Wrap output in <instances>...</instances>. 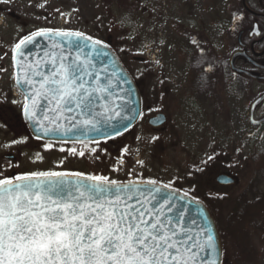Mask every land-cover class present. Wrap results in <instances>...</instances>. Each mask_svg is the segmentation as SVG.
Masks as SVG:
<instances>
[{"label": "rangeland", "instance_id": "rangeland-1", "mask_svg": "<svg viewBox=\"0 0 264 264\" xmlns=\"http://www.w3.org/2000/svg\"><path fill=\"white\" fill-rule=\"evenodd\" d=\"M239 2L127 0L128 9L121 4L109 11L103 0H0V155L16 156L8 164L18 175L81 172L168 185L207 204L220 229L223 264H264V204L251 190L258 184L264 192V158L256 165L251 159L264 144V126L250 120L264 83L245 85L233 75L219 90L222 102L213 95L193 97L186 92L191 75L180 43L183 28L203 31L218 57L229 59L244 18L235 8ZM41 29L81 32L110 44L141 91L139 122L106 142L35 139L15 84L14 49ZM160 112L168 118L164 129L145 122ZM263 116L264 104L255 112ZM220 173L236 183H217Z\"/></svg>", "mask_w": 264, "mask_h": 264}, {"label": "snow or ice", "instance_id": "snow-or-ice-1", "mask_svg": "<svg viewBox=\"0 0 264 264\" xmlns=\"http://www.w3.org/2000/svg\"><path fill=\"white\" fill-rule=\"evenodd\" d=\"M37 37L51 48L33 53ZM101 44L81 32L41 29L15 45L24 111L44 135L66 133L62 121L119 135L134 118L113 82L120 78L100 60ZM157 185L60 171L0 178V264H217L208 259L216 250L210 229L178 203L187 193Z\"/></svg>", "mask_w": 264, "mask_h": 264}, {"label": "water", "instance_id": "water-1", "mask_svg": "<svg viewBox=\"0 0 264 264\" xmlns=\"http://www.w3.org/2000/svg\"><path fill=\"white\" fill-rule=\"evenodd\" d=\"M249 9V8H248ZM252 13L251 9H249ZM251 36H257L259 37L261 35V31L259 29V24L256 22L253 26L252 31L250 32ZM86 36V35H85ZM87 37V36H86ZM37 44L36 45H29V48L32 50L33 53L36 52H42L44 50H48L51 48V42L48 41L44 37H37ZM95 40V39H93ZM90 43V42H89ZM98 48H101L106 55L101 57L100 60H102L104 63L107 64L109 68V74H111L113 71L117 74V76L120 78L119 81L114 80L113 82L118 85L117 92H119L121 95H124L126 99L131 100L130 108L134 110V118L131 121H123V124H127V128L124 129L123 126H120V132L121 134L116 135L114 132L111 136L106 135L103 132H95V131H87V130H80L72 128L71 123L68 121H62L64 124V128L68 129V131L65 133L64 130H61L60 132H53L49 135H44L42 131L39 130V126L35 124L33 121H31L28 116L25 114V111H23V117L24 120L32 134V136L35 139L38 140H47V141H57V142H100V141H106L113 138H116L118 136H121L122 134L129 131L132 127H134L139 120L142 117L143 114V99L141 95V91L139 90V86L134 80V78L131 76L125 65L123 64L122 60L120 59L119 55L116 53V51L110 46L108 43L102 42L101 45L97 46ZM87 51V49L85 50ZM3 52L0 50V55H2ZM239 55L247 56L251 61L253 59L247 55L246 51H237L233 54L231 57V66L234 71H239L242 73H245L246 75L253 77V78H264L259 77L257 75H253L252 73L248 72L247 70L241 69L237 66H235V59ZM14 56L16 59L14 60V66H15V84L18 90L23 94V89L20 85L17 84V73H18V66L17 62L21 59L19 56V52L15 51ZM25 60L29 59L28 57H24ZM99 66V65H98ZM124 81H127L125 83ZM124 91H121V90ZM130 93V96L128 95ZM264 100V94L260 97H258L251 105V119L254 120V112L256 109V106L260 104ZM119 103V101H118ZM167 115L165 113H157L153 116H149L145 118V122L149 124L151 127H154L155 129L165 128V124L167 122ZM256 124L264 123V117L260 120L255 121ZM106 132H112V129H106ZM9 158H15L14 155L9 156ZM72 179H76L73 177ZM128 182V181H127ZM124 182V183H127ZM137 182H143L146 183L147 181H137ZM216 182L221 185H232L236 183V178L226 174V173H220L216 177ZM159 187L163 189V184L158 183ZM167 192L174 193L175 196H184L185 193L175 189L168 187L167 189H164ZM189 201H192L189 203ZM183 206L188 207L189 209V216L195 217L198 224L203 226L204 228L210 229L211 234L214 237L215 243H216V250L215 252L211 253L208 256V259H216L217 264H223V243H222V237L221 233L219 231L217 222L207 206L205 202L202 200L196 199L190 195L187 194V197L183 201H179ZM197 212L200 214L197 215Z\"/></svg>", "mask_w": 264, "mask_h": 264}, {"label": "trees", "instance_id": "trees-1", "mask_svg": "<svg viewBox=\"0 0 264 264\" xmlns=\"http://www.w3.org/2000/svg\"><path fill=\"white\" fill-rule=\"evenodd\" d=\"M103 4L109 11L113 5H120L121 8H124L121 6V4H124L127 9L129 7L127 0H103ZM248 5L257 13L264 12V7L253 0H248ZM235 8H237V11L244 14L240 28L244 31L246 41L249 39L248 32L252 28L254 22H258L260 27L264 30V17L249 12L241 3ZM182 35L183 37L180 43L183 53L187 58V64L191 75L189 87L186 89V92L196 98H202L204 95H213L217 98L218 96L220 97L219 90L224 87L226 88L229 85L230 79L233 77L229 59L227 57H218L209 37L205 35L203 31L189 32L186 28H183ZM244 78L243 80H246V77ZM218 99L221 101V98ZM88 145H90V143H88ZM260 156L264 158V144L260 149H257L251 157L255 165L258 163L256 160ZM154 158L157 159V156L154 155ZM118 181L125 182L127 180L119 179ZM254 185L255 186L251 187L254 194L253 198L264 204V192L259 188L258 184ZM237 202L242 203V197H238Z\"/></svg>", "mask_w": 264, "mask_h": 264}, {"label": "flooded vegetation", "instance_id": "flooded-vegetation-1", "mask_svg": "<svg viewBox=\"0 0 264 264\" xmlns=\"http://www.w3.org/2000/svg\"><path fill=\"white\" fill-rule=\"evenodd\" d=\"M239 1H240L239 3L243 4L244 7L249 12H251L249 10L251 8L248 5V0H239ZM253 1L257 2V3L261 4V5L264 4V0H253ZM252 11H254V10H252ZM253 14L260 15V16L264 17V12L257 13V12L254 11ZM255 23L256 22L253 23V26H254ZM253 26L250 29V31L248 32L249 39L247 41H246V38H245L244 31L240 30L239 37H238V49L235 51V52H237V51H241V52L242 51H246L247 55L250 56L253 59V61H251L247 56L239 55L235 59V66H237V67H239L241 69L247 70L248 72L252 73L253 75H257L259 77H262V76L264 77V30L259 25V29L261 31V35L259 37L255 36V35L251 36L250 32L252 31ZM233 54H232V56H233ZM231 57L229 58L230 66H231ZM231 70H232L233 75L238 77L239 79H241L242 82L245 85L248 84L249 82H255V81H261V82L264 83V78H253V77H250V76L246 75L245 73H242V72H239V71H234L232 69V66H231ZM244 77H246V80H243V79H245ZM263 94H264V88L253 99L252 103L258 97L262 96ZM252 103H251V105H252ZM263 104H264V100L260 104H258L256 106V109L258 108V106L263 105ZM256 109H255V112H256ZM255 112H254V120H252L251 119V108H250V120H251L252 124L254 126H264V123H261V124H256L255 123V121L260 120V119H262L264 117L263 116L261 118H256L255 117ZM11 155L12 154H2V155H0V175L3 176V178H12V177H15V176L18 175L17 172L15 171V169L10 168V166L8 164L11 160H15L16 159V156H15V158H9V156H11Z\"/></svg>", "mask_w": 264, "mask_h": 264}]
</instances>
